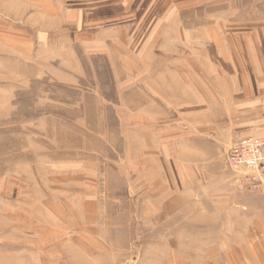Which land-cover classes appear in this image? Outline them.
<instances>
[{
    "label": "rangeland",
    "instance_id": "rangeland-1",
    "mask_svg": "<svg viewBox=\"0 0 264 264\" xmlns=\"http://www.w3.org/2000/svg\"><path fill=\"white\" fill-rule=\"evenodd\" d=\"M259 32L264 0H0V264H33V239L50 227L80 234L87 208L117 214L121 264L161 260L176 244L177 219L150 236L135 220L142 199H116L134 194L121 169L120 86L137 69L148 85V68L160 61L143 57L165 36L221 38L213 48L222 57L225 37ZM117 52L137 59L121 61ZM50 194L57 207L43 202Z\"/></svg>",
    "mask_w": 264,
    "mask_h": 264
},
{
    "label": "crops",
    "instance_id": "crops-1",
    "mask_svg": "<svg viewBox=\"0 0 264 264\" xmlns=\"http://www.w3.org/2000/svg\"><path fill=\"white\" fill-rule=\"evenodd\" d=\"M165 37L164 45L153 43L143 57L160 61L148 68V85L139 83L137 69V76L120 86V139L127 142L121 169L135 195L123 191L116 199L141 198L145 206L135 220L152 235L170 228L164 219H177L176 244L151 264H264V187L256 194H236L224 166L237 138L264 139V35L225 37L222 57L213 48L221 38ZM117 56L137 59L135 54ZM222 58L224 66L217 62ZM43 202L58 204L54 194ZM149 205L163 207L152 212ZM87 209L92 213L85 214L89 221L80 234L51 227L38 233L33 264L122 263V245L113 241L115 233L123 234L117 214ZM34 226L42 228V220Z\"/></svg>",
    "mask_w": 264,
    "mask_h": 264
},
{
    "label": "built area",
    "instance_id": "built-area-1",
    "mask_svg": "<svg viewBox=\"0 0 264 264\" xmlns=\"http://www.w3.org/2000/svg\"><path fill=\"white\" fill-rule=\"evenodd\" d=\"M224 165L234 177L237 190L259 193L264 187V139L246 135L233 141L226 151Z\"/></svg>",
    "mask_w": 264,
    "mask_h": 264
}]
</instances>
